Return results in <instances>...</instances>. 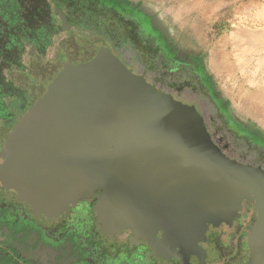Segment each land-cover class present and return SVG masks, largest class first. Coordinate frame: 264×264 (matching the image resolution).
<instances>
[{"label":"water","instance_id":"water-1","mask_svg":"<svg viewBox=\"0 0 264 264\" xmlns=\"http://www.w3.org/2000/svg\"><path fill=\"white\" fill-rule=\"evenodd\" d=\"M29 87L36 102L0 155V188L32 218L54 226L100 191L94 211L105 237L131 231L154 257L186 264L183 251L206 224L232 221L253 197L259 220L248 264H264V169L225 157L194 108L105 49Z\"/></svg>","mask_w":264,"mask_h":264},{"label":"rangeland","instance_id":"rangeland-1","mask_svg":"<svg viewBox=\"0 0 264 264\" xmlns=\"http://www.w3.org/2000/svg\"><path fill=\"white\" fill-rule=\"evenodd\" d=\"M129 1L138 6L142 5L148 14L156 17L169 39V44L176 52L182 56L200 59L216 83V92L230 106L233 118L229 121L238 122L236 125L240 127V131L231 129L225 121L217 119L207 102L192 101V98L197 96L194 87L186 88L185 93L191 96L186 98L168 86L173 82L172 79H177H169V76L162 74L156 59H152L145 68L133 42L117 47L105 39L98 38L96 33L66 30L56 38V43L64 41V69H69L71 64L81 57H94L100 49H105L132 75L143 77L157 90L168 87L165 95L194 108L201 117L207 134L225 157L237 164L264 169V156L261 151L250 146L241 137L243 130H249L251 134L264 138V0ZM57 19L61 20L60 17ZM68 31L76 41L70 37ZM24 53L28 64L42 65L43 60L38 58L36 47L32 43L26 42ZM53 57L54 50L49 52V61ZM49 71L59 73L62 69L51 67ZM15 73L6 69V79L15 81ZM31 75H25V87L40 85L46 72L38 84ZM243 125L247 127L241 129ZM248 125L252 130L248 129ZM3 151L4 146L0 155ZM91 198L92 196H89L86 200ZM249 199L254 201L257 221L247 232L248 246L259 220L257 201L253 197ZM2 211L0 209V213ZM231 222L219 221L216 226ZM61 223L58 221L54 226L48 227L36 220L26 225V228L18 224V231H24L20 237L21 243L16 242V249L27 260L23 261L17 257L19 264H80L81 261L85 262L81 264H125L122 258L114 256L110 248L128 245V241L135 243L129 233L124 232L111 242L102 234L93 231L92 224L73 222L69 225L72 230L68 231L60 227ZM205 233L203 230L195 239H201ZM77 235L79 238L72 240ZM0 238L4 240L6 237L0 234ZM0 244L1 248L7 250V242ZM10 253L14 256L13 252ZM112 259L114 261H111ZM249 260L250 257L245 264H248Z\"/></svg>","mask_w":264,"mask_h":264},{"label":"flooded vegetation","instance_id":"flooded-vegetation-1","mask_svg":"<svg viewBox=\"0 0 264 264\" xmlns=\"http://www.w3.org/2000/svg\"><path fill=\"white\" fill-rule=\"evenodd\" d=\"M23 1L24 0H17L20 8L23 6ZM41 2L42 9L49 10V0H41ZM4 5L5 0H0V20L2 21H4ZM120 8H122V18L127 21L121 24L126 29V32H128V28L131 30L133 27L132 12L142 13L149 19L150 25L145 24L142 27L144 38L142 41L157 44L158 51L156 53L149 51L139 52V58L144 64L145 68L147 64L152 61V59H156L158 61L159 67L162 69V74L169 76V79H172L173 77H176L177 79L176 81L172 79L171 81L173 82L168 84V86H171L177 90V92H179L180 96L186 98H191L189 94L185 93L186 88L190 86L194 87L197 96L192 98V101L207 102L210 110L212 109L214 114L217 116V119L225 121L231 129H235L237 132H239L240 127L236 125L239 123L235 120H232V122L229 121L231 118H233L231 116L229 104H227L223 97L218 95L216 92V83L214 79L207 73L203 63L199 61L200 59L196 57L182 56L179 52H176L169 44V39L160 27L156 17L148 14L142 5L138 6L133 4L127 7L121 5ZM64 9L67 10L68 7L64 5ZM57 14L61 19L60 14ZM107 16L104 15V18H107ZM66 19L67 24L71 22L67 16ZM20 27L21 25H19V32H21ZM90 27L91 26H82V28L79 30L83 33H96L98 38L106 39L110 43L115 41V39L127 42L131 39L130 35H126V40H121L120 34L115 38L112 36L108 38L109 35H106L102 32L104 27H101L99 24H97L94 28ZM69 29L74 31L78 28L75 26H69ZM68 32L71 35L70 37L75 40V38H73V34L70 31ZM47 33V38L49 39V24L47 26ZM22 39L24 40V38H21L20 42ZM37 47L39 48L40 46ZM87 57L93 58V56ZM4 70V64H0V150L3 148V146H5V143L9 139V135L12 133V129L16 123L21 120L25 112L29 110L36 102V97L32 89L30 87L26 89L15 87L14 84L7 82L4 79ZM165 88L166 87H163L159 90L162 93L167 94V91L165 90H168V87L166 89ZM246 127L247 126L243 125L241 129ZM248 127V129L252 130L249 125ZM262 139L264 140V138ZM100 193V191L93 193L92 198L89 200H78L76 204L70 208L68 216L58 220L62 222L60 227L70 231L72 228L69 227V225L73 222L78 223L80 221V223L83 225L92 224L93 231L97 232L98 234H102L100 231V226L96 224L97 215L94 211V206L98 202L96 195ZM254 208V201L246 199L242 202V208L238 212L239 214L242 211L241 215L235 217L230 224L221 223L218 226H216L215 223L206 224V233L201 237V239L193 242L191 247H185L183 255L188 261L186 264L247 263L250 257L247 232L249 231V228L253 227L257 221ZM0 209L3 210L0 213V234L6 237L4 243L7 242L9 245L7 246V250H4L0 247V264H19L17 257L23 261H27L16 249V242H19V244L21 243L20 237L24 231H21V229L18 231L17 227L18 224L19 226L23 225V227H25L36 220L30 216L24 205L19 200L12 198L1 188ZM58 221L56 223H58ZM246 221L247 223H245ZM125 233H129L130 237H133L131 231H126ZM158 236L162 238L164 236L163 232H160ZM77 238H79V235L75 236V238H72V240L76 241ZM114 240L110 241L113 242ZM110 251H113L114 256L117 258H122L123 262L125 261V264H182L174 257L171 259L154 257L152 255V249L150 245L147 242L141 241L140 239H138L135 243H130V241H128V245L122 244L111 246ZM10 252H13L14 256H12ZM75 260L77 261L78 258ZM111 261L114 260L112 259ZM82 262L85 263L84 261H81L80 264Z\"/></svg>","mask_w":264,"mask_h":264},{"label":"trees","instance_id":"trees-1","mask_svg":"<svg viewBox=\"0 0 264 264\" xmlns=\"http://www.w3.org/2000/svg\"><path fill=\"white\" fill-rule=\"evenodd\" d=\"M22 4L20 8L17 0H5L4 21L0 20V64H4L5 69L21 66L26 42L34 43L36 52L44 56L55 39L66 32L61 20L57 19L58 14L55 10L64 12L71 20L69 26H75L77 30L82 26L94 28L99 24L104 27L102 32L109 35L108 38L111 36L115 38L120 34L121 40H126V35H130L131 39L128 42H133L139 52L158 51L157 44L142 41L144 39L142 27L145 24L150 25L149 19L142 13L132 12L133 27L131 30L128 28V32L121 25L127 21L122 18L120 6L133 5L129 0H49V10L42 9L41 0H24ZM64 5L68 7L67 10L64 9ZM104 15L109 16L104 18ZM19 25L21 32L18 31ZM21 38L24 40L20 42ZM112 43L118 47L127 41L115 39ZM242 133L241 137L250 146L260 150L264 156V140L251 134L249 130H243Z\"/></svg>","mask_w":264,"mask_h":264},{"label":"crops","instance_id":"crops-1","mask_svg":"<svg viewBox=\"0 0 264 264\" xmlns=\"http://www.w3.org/2000/svg\"><path fill=\"white\" fill-rule=\"evenodd\" d=\"M62 42H64V41H59L56 43V39H55L54 44L48 49L46 55L42 56L40 54H37L39 56L38 58L43 60V63L41 66H34L32 63L28 64L26 62V55L24 53L22 56V62H21L20 67L13 66V67L8 68V69L12 70L13 73L16 72L14 74L15 75V81H12V80L10 81V79H8V80L6 79V77H5L6 76L5 75L6 69L4 70L5 71L4 72V79L9 83L14 84L15 87L26 89L28 87L27 86L25 87V83H23V80L27 81V78L25 77V75L32 74L31 76L34 79H36V81H37L36 84H38L39 81L42 79L43 75L45 74V72L47 73L51 67L53 69L55 67H58V69H62V71H63L64 70V67H63L64 66V60H65V58L63 57V52H65L66 50L64 49ZM52 50H54V57L52 60L49 61V52ZM4 240H2L0 238V243L1 242L4 243Z\"/></svg>","mask_w":264,"mask_h":264},{"label":"bare ground","instance_id":"bare-ground-1","mask_svg":"<svg viewBox=\"0 0 264 264\" xmlns=\"http://www.w3.org/2000/svg\"><path fill=\"white\" fill-rule=\"evenodd\" d=\"M262 61H264V60H262Z\"/></svg>","mask_w":264,"mask_h":264}]
</instances>
